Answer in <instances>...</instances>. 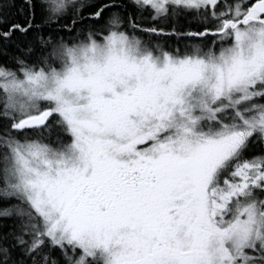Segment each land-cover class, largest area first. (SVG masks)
<instances>
[{
	"label": "snow or ice",
	"instance_id": "obj_1",
	"mask_svg": "<svg viewBox=\"0 0 264 264\" xmlns=\"http://www.w3.org/2000/svg\"><path fill=\"white\" fill-rule=\"evenodd\" d=\"M0 264H264V0H0Z\"/></svg>",
	"mask_w": 264,
	"mask_h": 264
},
{
	"label": "trees",
	"instance_id": "obj_2",
	"mask_svg": "<svg viewBox=\"0 0 264 264\" xmlns=\"http://www.w3.org/2000/svg\"><path fill=\"white\" fill-rule=\"evenodd\" d=\"M15 3L17 6H19L22 3V0H15ZM13 13H15V18L19 19L20 14L16 11L15 8L12 9ZM161 26L165 27L166 30H168L170 27L175 26L177 29V32L186 31L189 27H193V22L184 17L180 18H174L171 20H162L160 21ZM160 43H167L169 45L178 46L182 45L184 43L183 40H178L175 36H166V37H160L158 38Z\"/></svg>",
	"mask_w": 264,
	"mask_h": 264
}]
</instances>
